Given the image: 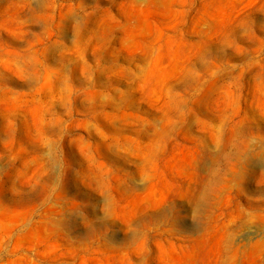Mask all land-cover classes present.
Masks as SVG:
<instances>
[{
    "label": "rangeland",
    "instance_id": "obj_1",
    "mask_svg": "<svg viewBox=\"0 0 264 264\" xmlns=\"http://www.w3.org/2000/svg\"><path fill=\"white\" fill-rule=\"evenodd\" d=\"M0 264H264V0H0Z\"/></svg>",
    "mask_w": 264,
    "mask_h": 264
}]
</instances>
